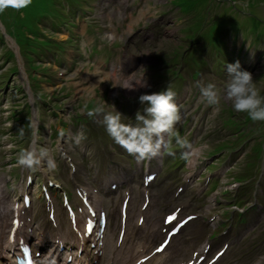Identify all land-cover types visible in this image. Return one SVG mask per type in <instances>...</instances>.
Listing matches in <instances>:
<instances>
[{
  "label": "rangeland",
  "instance_id": "374dc122",
  "mask_svg": "<svg viewBox=\"0 0 264 264\" xmlns=\"http://www.w3.org/2000/svg\"><path fill=\"white\" fill-rule=\"evenodd\" d=\"M48 1L51 0H32L31 5L26 9L16 11L8 8L3 13H0V37L9 32L14 33L15 29L18 28L27 29L22 27L21 23L32 25L36 32L42 29L46 35H52L53 30L69 32L70 40L63 46L55 45V43L46 39L32 41L29 45L23 46L21 44L23 51L30 48L34 52V59L32 57L29 58V62L32 64V72L35 71L37 73V80L32 75L33 88L40 97L42 96L41 89L43 85L51 83L46 81L43 75L52 76V71L51 69H45V66L39 64L37 60L53 59L58 65L63 64L65 58L69 56L73 47H75L73 36L74 22L72 19L84 16L85 7L89 3V0H54L45 10L44 15L35 19L33 24L36 16L31 17V14L38 12L33 13L32 11L44 10ZM103 2L108 8L107 17L112 18L113 14L125 13L122 7H114L113 4H109V0H103ZM125 4L126 2H122L121 5ZM146 5L144 10L140 7V13L144 14L145 17L147 16V18L157 14L158 17L154 16L153 23L157 24L161 20L163 33L160 35L148 34L154 41H148L147 45L151 43H155V45L145 50L147 64L142 66L136 73L135 84L143 79L149 83L150 77H148L149 72L145 71L146 67L156 68L161 62L157 57H165V54H168V59L171 62L179 60L191 71L208 68L213 64H221V62H226L229 65L238 61L241 70H247L252 73L257 88L264 95V0H146ZM18 15L21 16L19 17L20 23L15 21V17ZM138 20L140 21V19ZM145 21L149 20L145 19ZM43 22L44 24L41 25ZM217 31L218 40L216 39ZM225 31H228V34H224ZM23 33H27V30ZM131 33H133V29L128 31L129 35ZM86 35L87 37H93L95 34L91 30H86ZM162 37L165 38L160 41ZM132 43L135 44L137 41L132 40ZM2 45L3 43H0L1 48ZM89 50L91 51L90 47L82 46V54ZM219 52L221 56H219ZM213 54L218 56L214 57L217 60L211 63ZM5 55L7 54L4 49H0V63H3V67L0 70V119L2 115L3 119L6 116H11L16 110L15 116L18 118L21 115L16 107L19 104L17 103L15 91L11 88H7L8 91L4 90V85L11 79L10 72L14 71L12 75V79H14L17 74L19 75L20 72L25 70V64L20 58L19 63L11 64L10 61H5ZM223 70L225 71L226 79L227 67ZM131 78L133 77L125 78L124 86L131 82ZM199 81L204 82L202 79ZM125 89L129 93V89L127 87ZM140 89L143 90L144 87H140ZM130 90L132 95H134V89L131 88ZM91 92H93V88L88 90L84 97L88 98ZM221 100L224 103L221 101L220 109H222L223 115L226 110L225 118L229 119L232 110L228 107H230L231 103L223 98V93ZM223 120L224 116H220L216 121L212 119V122L219 129ZM12 125L17 127V121H12ZM251 125L253 126V124ZM255 125L258 128L256 135L251 132L253 129L242 132V135L247 134L251 139V143L256 145L259 140L264 141V121H257ZM32 139H35V135L32 136ZM215 139L213 138L207 143L210 144L211 142V145H213ZM212 174H215V172ZM21 185H23V182Z\"/></svg>",
  "mask_w": 264,
  "mask_h": 264
},
{
  "label": "clouds",
  "instance_id": "9594fccd",
  "mask_svg": "<svg viewBox=\"0 0 264 264\" xmlns=\"http://www.w3.org/2000/svg\"><path fill=\"white\" fill-rule=\"evenodd\" d=\"M31 3L32 0H0V13L8 8L20 11L29 7ZM101 39H107L111 43L115 39V34L105 33ZM227 73L228 80L223 89L212 82L206 84L202 81L197 82L196 86L200 91L199 102L215 106V110L218 111L223 93V98L231 103L235 112L246 114L253 122L264 121V95L257 88L252 73L241 70L238 61L235 64L227 65ZM148 86L145 79L139 84V87ZM139 102L146 106L136 112L134 123H124L122 114L115 108L114 112L104 115L106 131L116 144L138 161L158 156L162 145H165L166 137L173 135L176 143L181 147L192 148L186 139L178 133L174 134L175 125L180 121L181 116L176 103V92L170 85L162 91L141 94ZM61 134H63V130H61ZM85 139L83 130L73 136L77 145H80ZM189 155L188 152L184 153L185 158ZM43 158H47V165L50 169H55L56 164L53 159L48 157L46 148H42L39 154L35 151L22 152L18 163L32 168L39 165Z\"/></svg>",
  "mask_w": 264,
  "mask_h": 264
},
{
  "label": "bare ground",
  "instance_id": "6f19581e",
  "mask_svg": "<svg viewBox=\"0 0 264 264\" xmlns=\"http://www.w3.org/2000/svg\"><path fill=\"white\" fill-rule=\"evenodd\" d=\"M98 1H101V0H98ZM217 33V32H216ZM204 39V38H203ZM217 40H218V38H216ZM233 39H236V38H233ZM235 41V40H234ZM136 77V76H135ZM135 77H133V78H131V82H133L134 80H135ZM139 84H140V80H139ZM139 84H138V86H136V87H139ZM136 87H134L133 89H136ZM132 87H130V86H128V89H129V91L130 92H132L130 89H131ZM96 206L97 207H100V203L97 201L96 202ZM96 207V208H97ZM3 210L6 212H11V211H13V205H7V206H4L3 207ZM21 215V214H20ZM22 220H23V218H21ZM0 222H1V224H2V226H4L5 224H8L6 221H5V219H2L1 217H0ZM23 223H24V221H23ZM152 223H155V220H152ZM22 229H24L25 230V224H23V225H21L20 226ZM6 229H9L8 230V232H12V229H13V227H11V226H6L5 227ZM22 229H19L18 230V233H22L23 232V230ZM152 235H153V233H152ZM70 237H64V238H62L63 240H65V241H68V240H72L73 239V236L71 237V239H69ZM92 242H94V240H92ZM11 254H12V252L10 251V250H6V247L4 246V244H2V243H0V263H1V261H2V259H4V257H10L11 256ZM58 254L59 255H61L62 253H59L58 252ZM87 254V256H89L88 255V252L87 251H84V253H83V257L85 256ZM173 258L170 260V263L172 264L176 259H177V253H173ZM92 258H94V256H92ZM109 258H110V260H109V262H108V264H130L131 263V261H132V256H126V255H123V254H121L120 252H118V251H114V252H111L110 253V255H109ZM88 260V259H87ZM88 262H90V261H88ZM86 264V263H85Z\"/></svg>",
  "mask_w": 264,
  "mask_h": 264
},
{
  "label": "trees",
  "instance_id": "16d2710c",
  "mask_svg": "<svg viewBox=\"0 0 264 264\" xmlns=\"http://www.w3.org/2000/svg\"><path fill=\"white\" fill-rule=\"evenodd\" d=\"M54 0H51V1H48L46 4H45V10L52 4V2H53ZM33 13L34 12H38V13H34V14H31L32 16L31 17H35V16H38V15H40L42 12H43V10L42 11H39V9L37 10V11H32ZM37 14V15H36ZM19 17H21V16H16L15 17V21L16 22H18V23H20L21 21H20V18ZM28 17H30V16H28ZM34 21H35V18H34ZM35 22H33V24H34ZM19 25V24H18ZM22 27H24V28H31L32 27V25H29L28 23H25V24H23V23H21L20 24ZM19 29V28H18ZM15 29V31H14V33H18V34H20V35H22V34H24L23 32H25V31H23L22 29ZM11 33H13V32H11ZM217 37V36H216Z\"/></svg>",
  "mask_w": 264,
  "mask_h": 264
},
{
  "label": "snow or ice",
  "instance_id": "6c2138e0",
  "mask_svg": "<svg viewBox=\"0 0 264 264\" xmlns=\"http://www.w3.org/2000/svg\"><path fill=\"white\" fill-rule=\"evenodd\" d=\"M173 219H174V217L170 216V217L167 218V220H166L165 222H166V223H169V222H171ZM160 250H162V249H157V251H160Z\"/></svg>",
  "mask_w": 264,
  "mask_h": 264
}]
</instances>
